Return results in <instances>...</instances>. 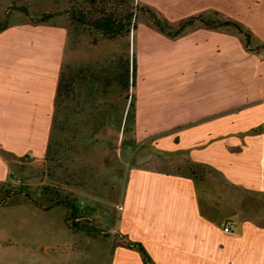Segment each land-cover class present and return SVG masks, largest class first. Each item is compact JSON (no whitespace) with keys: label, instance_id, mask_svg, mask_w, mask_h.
Listing matches in <instances>:
<instances>
[{"label":"crops","instance_id":"crops-1","mask_svg":"<svg viewBox=\"0 0 264 264\" xmlns=\"http://www.w3.org/2000/svg\"><path fill=\"white\" fill-rule=\"evenodd\" d=\"M138 2L173 25L191 15L225 17L208 8L193 12L191 1L175 2L174 13ZM241 23L252 31L254 47L264 43L258 36L264 31ZM151 26L145 40L143 28L136 31V141L158 162L185 157L196 168L220 175L228 191L249 198L251 205L218 193L204 176L137 165L129 169L114 232L143 243L155 264H264V75L237 82L232 65H222L223 38L238 40L262 62L264 50L249 51L241 36L202 24L177 38ZM68 37L69 26L59 19L17 20L0 32V198L12 175L22 176L20 186H27V175L39 178L46 162ZM147 78L148 93L140 94ZM29 204L0 209L17 214L20 231L28 223L20 213ZM34 207L48 212L56 206ZM229 222L237 226L233 234L223 229ZM50 234L40 250L52 254L68 245ZM115 239H110L111 264H144L139 251ZM4 244L16 242L9 238Z\"/></svg>","mask_w":264,"mask_h":264},{"label":"rangeland","instance_id":"rangeland-1","mask_svg":"<svg viewBox=\"0 0 264 264\" xmlns=\"http://www.w3.org/2000/svg\"><path fill=\"white\" fill-rule=\"evenodd\" d=\"M136 1L153 4L168 13H174L172 6L175 2L191 1L193 12L205 8L216 10L222 16H231L264 31L262 0ZM14 2L17 4L11 10L12 22L29 19L18 9L21 5L27 7L34 17L69 7L68 0H0V20L6 18L7 10ZM54 19L64 21L69 26L64 66L77 69L91 66L95 71H103L112 81L110 79V83L99 88H91L81 81L76 83L71 96L54 109L55 124L50 151L41 167L39 178L27 175V186L3 188L4 196L11 190L4 206L15 202L30 204L21 210V216L28 219V223L26 226L22 224L23 229L20 231L17 214L14 216L10 209H0V243H3L0 245V264H111L113 245L110 239L115 237L116 241L121 240L114 229L129 169L137 165L170 167L199 178L204 176L218 193L231 199L241 198L245 204L251 205L249 198L228 191L220 175L196 168L185 157H160L162 161L158 162L155 160L158 157L148 153L149 149L136 141L131 95L134 94V98L137 95L138 72L137 86L129 90L122 89L113 78L118 70L119 58L129 59L131 64L134 55L137 56V61L140 59L135 30L125 37L105 39L90 29L78 30L66 15ZM139 26L143 28L142 38L147 39L149 36H146V31L152 26L145 17H140ZM258 36L264 39V34ZM149 42V45L154 43ZM228 64L234 68L231 72L236 76L237 82H251L264 75V61L247 54L238 40L224 37L222 65L226 67ZM148 80L142 81L140 94L148 93ZM24 172L25 170H21L20 174ZM20 178L24 180L22 176ZM23 189L43 205H48L51 198L70 199L77 211L76 216L80 217V220L74 218L79 225L73 230L65 222L70 209L64 204L48 212L36 210L27 194L21 192ZM50 233L54 236L53 239L65 240L68 245L52 254L46 253L43 247L40 250L38 245ZM9 238L16 244H4ZM21 242L25 245L22 246Z\"/></svg>","mask_w":264,"mask_h":264},{"label":"trees","instance_id":"trees-1","mask_svg":"<svg viewBox=\"0 0 264 264\" xmlns=\"http://www.w3.org/2000/svg\"><path fill=\"white\" fill-rule=\"evenodd\" d=\"M68 2L69 7L65 10L59 9L44 12L40 16L36 17L31 16L28 8L25 6L21 5L18 9L28 16L29 20L34 23H46L53 20L57 16L66 15L68 16L71 24L78 28V30L81 28H87L105 39H117L128 36L134 30L137 31L140 23V17H145L148 22L161 33L173 38L183 35L191 27H194L197 24H202L214 30H227L241 36L244 45L247 49H249V51L261 52L264 50V43L257 47L253 46V33L247 26L229 16L221 17L212 14L191 15L179 24L173 25L171 22L161 17L153 7L139 3L136 0H68ZM16 4L17 3L14 2L7 10L6 18L3 21L0 20V32L12 25V21L10 19L11 10L16 7ZM117 67L118 70L116 76H113V78L119 82L122 89L129 90L132 87L135 88L137 82L136 69H138L135 55L133 56L132 64L129 59L119 58ZM110 79V77L103 74V71H95L91 66H83L77 69L63 65L60 72L59 86H57L54 106L56 107L61 105L64 99L69 98L74 91L76 83L80 81L82 83L89 84L91 88H99L102 85L110 83ZM131 98L133 101L132 117L135 124L136 101L134 94L131 95ZM54 124L52 125V130ZM49 151L50 143L48 147V154ZM10 191L11 190H8L3 199L0 200V206H4L7 203V199L10 197ZM21 192L24 194L26 193L29 198L28 200H31L36 207L44 210H49L53 206H59L62 204L66 205L70 209V215L65 219V222L73 230L79 225L78 220H80V217L76 216L77 211L74 203L70 201V199L51 198V202L48 205H43L37 202L36 199H34L31 194L26 191V189H23ZM74 218H77L78 220L74 221ZM72 219L73 221H71ZM118 236L120 237V242L122 244L130 247V249H135L142 254L144 264H155L153 258L143 243L132 241L128 236L121 233H118Z\"/></svg>","mask_w":264,"mask_h":264},{"label":"built area","instance_id":"built-area-1","mask_svg":"<svg viewBox=\"0 0 264 264\" xmlns=\"http://www.w3.org/2000/svg\"><path fill=\"white\" fill-rule=\"evenodd\" d=\"M22 179H20V177H18L17 174L12 175L11 180H8L5 184H4V188L5 189H10L12 187H14L15 185L20 186V182ZM236 224L235 222H229L223 225V229L226 233L228 234H233L236 232Z\"/></svg>","mask_w":264,"mask_h":264}]
</instances>
